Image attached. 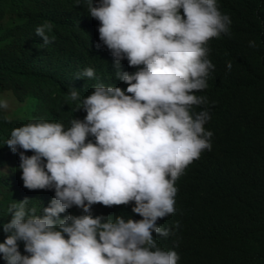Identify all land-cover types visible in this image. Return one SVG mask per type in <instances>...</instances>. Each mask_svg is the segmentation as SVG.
I'll return each instance as SVG.
<instances>
[{
    "label": "clouds",
    "instance_id": "obj_1",
    "mask_svg": "<svg viewBox=\"0 0 264 264\" xmlns=\"http://www.w3.org/2000/svg\"><path fill=\"white\" fill-rule=\"evenodd\" d=\"M225 9L223 0H87L96 47L107 56L82 60L76 79L98 80L105 59L115 79L98 81L87 96L70 87L77 109L66 127L34 119L12 129L6 145L19 154L21 181L46 194L48 204L39 214L28 199L8 207L0 264H189L196 250L182 230L186 210L179 203L189 164L211 151L215 135L224 162L232 160L224 146L229 118L236 126L249 120L264 127L245 87L231 95L214 92L229 84L210 86L209 41L231 35ZM52 27L35 29L43 45L54 40L47 34ZM57 64L64 68L67 60ZM22 102L11 90L0 109ZM238 171L245 182L264 181L263 168ZM198 256L208 262L202 251Z\"/></svg>",
    "mask_w": 264,
    "mask_h": 264
},
{
    "label": "trees",
    "instance_id": "obj_2",
    "mask_svg": "<svg viewBox=\"0 0 264 264\" xmlns=\"http://www.w3.org/2000/svg\"><path fill=\"white\" fill-rule=\"evenodd\" d=\"M223 3L227 10L223 13L232 21L231 35L209 41L215 65L210 86L229 84L228 89L214 92L231 95L235 87H245L250 92L246 102L260 111L264 120V0ZM89 15L87 0H0V99L6 100L14 90L23 100L19 106L0 109V243L6 238L2 225L11 219L8 207L12 203L28 199L27 207H35L37 214L48 204L46 194L25 188L21 181L19 154L6 145L12 129L34 119L66 127L77 109L68 99L70 87L86 89L87 96L98 81L105 85L115 79V68L107 59L97 68L98 80L84 84L76 79L82 60L95 61L96 53L107 56L104 47H96L99 42L91 27L94 18ZM45 22L53 25L47 34L54 40L48 45L35 34ZM250 41L256 46L250 47ZM58 59L67 60V66L60 67ZM72 68L74 75L69 73ZM229 119L232 122L224 130V146L232 160L224 162L225 153L215 135L211 151L189 164L191 173L180 185L179 203L186 210L187 221L182 230L196 250L189 264H264V181L245 182L238 171L239 166L247 165L264 169V127L249 120L236 126ZM241 149L247 150L248 156H239ZM247 179L253 178L248 175ZM227 197L230 199L225 201ZM228 212L238 218L237 224ZM19 251L28 255L23 242H19ZM201 251L211 258L204 256L207 263L198 256Z\"/></svg>",
    "mask_w": 264,
    "mask_h": 264
},
{
    "label": "rangeland",
    "instance_id": "obj_3",
    "mask_svg": "<svg viewBox=\"0 0 264 264\" xmlns=\"http://www.w3.org/2000/svg\"><path fill=\"white\" fill-rule=\"evenodd\" d=\"M11 106H15V104H14V103H12V104H11Z\"/></svg>",
    "mask_w": 264,
    "mask_h": 264
}]
</instances>
